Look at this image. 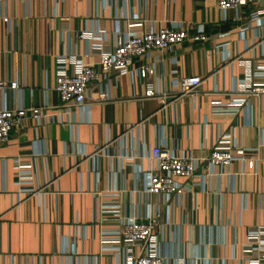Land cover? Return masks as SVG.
Returning <instances> with one entry per match:
<instances>
[{"label":"crops","instance_id":"crops-1","mask_svg":"<svg viewBox=\"0 0 264 264\" xmlns=\"http://www.w3.org/2000/svg\"><path fill=\"white\" fill-rule=\"evenodd\" d=\"M251 8L221 11L216 0H0V79L16 83L0 92V106L41 111L34 119L26 110L0 143V264H124L127 248L138 247L110 237L128 216L153 220L162 264H264V247L247 244V229L264 226V95L242 94L247 67L251 82H264L257 68L264 19H249ZM179 22L200 24L205 38L150 49L132 59L131 73L118 70L87 89L83 105L59 103L56 55L94 63L93 40L111 49L115 32ZM98 29L102 38L80 35ZM142 64L152 65L145 77L136 73ZM191 74L200 76L194 92H179L175 81ZM146 82L154 95H143ZM98 89L108 98L96 99ZM238 97L241 104L226 105ZM222 133L246 157L209 170L204 155L226 144ZM160 142L197 160L169 197L144 189V172L155 167L149 147Z\"/></svg>","mask_w":264,"mask_h":264},{"label":"built area","instance_id":"built-area-1","mask_svg":"<svg viewBox=\"0 0 264 264\" xmlns=\"http://www.w3.org/2000/svg\"><path fill=\"white\" fill-rule=\"evenodd\" d=\"M217 6L221 11L227 8L237 9L243 5H252L248 12V18L259 23L264 19V0H216ZM236 19L239 15L235 16ZM6 21V18L3 17ZM138 20L128 24H138ZM81 36H89L99 39L102 38V31L98 29L96 33L84 31ZM205 38L203 29L200 24L195 25L193 29L185 23H175L173 25L161 26L154 28L150 26L139 33L127 32L119 36L115 32L114 43L111 49H103L100 43L93 40L92 47L97 52V60L94 63H86L72 55L60 54L55 57V71L53 89L56 92L59 103L66 105H83L86 91L89 88L97 87L103 81H106L109 74L118 70H125L129 73V65L134 57L147 53L150 49H159L170 51L173 45L183 39L202 40ZM67 64H70L68 69ZM263 69L264 66H258ZM152 72V65L142 64L136 67V73L139 77H145ZM264 76V71L259 73ZM250 72L247 67L245 83L242 87V94L247 95H264V82L254 83L249 80ZM200 81V76L191 74L180 77L175 84L179 92L192 93ZM15 81H3L0 79V92L7 87H15ZM155 94L151 84L146 82L143 90L144 96ZM96 99L104 100L108 98L105 90L96 91ZM244 101V97L232 99L226 105L233 107ZM213 107L220 108L221 105L212 101ZM34 119H38L41 111L39 107L28 108H7L0 106V143L7 140L10 130L19 123L24 116L25 111ZM227 133H222V139L226 141L213 145L205 155L204 161L206 167L212 170L215 166L225 165L231 160L245 159L246 154L242 147H235L227 143ZM149 156L155 162L153 169L146 170V181L144 189L148 192L159 193L165 197L175 195L180 187L177 181L178 176H190L197 167V160L190 153H174L165 143L160 142L149 147ZM19 180H21L19 178ZM112 207V208H111ZM101 210L118 214L114 205L102 204ZM153 220L151 218L138 219L133 216L121 218L115 235L110 237L113 241H122L124 244L136 245V252L127 248V257L124 264H162L163 256L157 251L154 243ZM106 237H103L102 240ZM255 242L258 246L264 247V226H253L247 229V244ZM69 251L74 250V241L70 239L68 243Z\"/></svg>","mask_w":264,"mask_h":264}]
</instances>
